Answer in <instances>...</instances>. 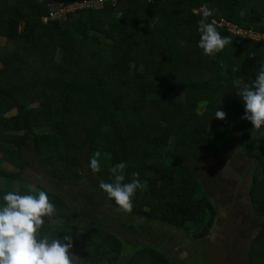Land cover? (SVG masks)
<instances>
[{
    "label": "trees",
    "instance_id": "1",
    "mask_svg": "<svg viewBox=\"0 0 264 264\" xmlns=\"http://www.w3.org/2000/svg\"><path fill=\"white\" fill-rule=\"evenodd\" d=\"M202 5L229 38L215 56L197 46ZM221 20L259 39L233 35ZM0 64V162L19 171L0 166V179L21 183V194L49 193L65 223L43 227H58L61 238L71 231L74 264H175L162 248L124 238L156 222L188 241L211 235L219 211L196 168L233 142L232 158L250 162L240 171H249L254 215L246 263L264 264V127L242 119L235 93L264 64V0H0ZM220 107L224 120L213 118ZM93 157L99 172L89 167ZM120 161L125 182L137 172L145 185L131 212L98 186ZM224 165L206 176L218 178ZM26 171L32 184L21 178ZM8 188L0 184V196Z\"/></svg>",
    "mask_w": 264,
    "mask_h": 264
},
{
    "label": "clouds",
    "instance_id": "2",
    "mask_svg": "<svg viewBox=\"0 0 264 264\" xmlns=\"http://www.w3.org/2000/svg\"><path fill=\"white\" fill-rule=\"evenodd\" d=\"M61 8L64 6L58 10ZM211 14L207 5H202L201 18L197 22V46L205 56H215L229 42V38L222 36L217 26L208 21ZM235 93L244 107L242 119L250 121L255 129L264 127V64L259 65L255 79ZM225 117L222 107L215 110L213 118L224 120ZM126 166L125 161H120L109 167L110 182L101 180L98 186L119 210L131 212L133 197L145 185L137 172H132L131 179L125 182ZM89 167L94 173L99 172L100 160L91 158ZM61 223L65 221L57 215L56 205L46 190L27 194L15 190L4 192L0 196V264H74L76 255L70 251L73 247L71 231L62 230L68 234L61 238L57 235L58 227H43Z\"/></svg>",
    "mask_w": 264,
    "mask_h": 264
},
{
    "label": "rangeland",
    "instance_id": "3",
    "mask_svg": "<svg viewBox=\"0 0 264 264\" xmlns=\"http://www.w3.org/2000/svg\"><path fill=\"white\" fill-rule=\"evenodd\" d=\"M62 10H56L57 14H60ZM148 89L151 90V86ZM202 105L204 106V104ZM9 114H13V111ZM235 143L233 142L230 149L224 152V155L222 154L223 157L216 158L219 162L215 159L207 158L203 169L196 168L200 182L203 179L204 185L211 188L207 187L210 191L209 195L214 199L219 211L217 227L214 228L211 235L205 239L188 241L181 238L180 233L172 229V227L156 222L152 223L153 225H146L147 227L142 224L143 227L139 229L140 233L138 232L134 236L129 235L124 240L132 242L144 241L145 243H151L158 248H162L167 257L175 264H247L245 255L248 239H250V230L252 229L250 225L254 220V215L246 198V190H248L250 183V178L247 175L249 171L246 174L240 173V171L246 170L250 162L248 157L239 162L234 159L235 157L232 158L233 154L237 153ZM222 163L225 165L220 170L218 178L212 177L213 175L206 176L209 167L217 170L218 165ZM0 166L7 171L19 172L18 168L11 165L6 159L1 160ZM204 177L207 179L206 182L204 181ZM21 178L31 184L35 181L31 173L27 171L21 175ZM0 184L2 186L7 185L9 191H17L21 183L14 180L6 184L3 179H0ZM219 184L221 185L220 188H218ZM79 192L84 195V191L81 189L73 192V195L82 201V198L78 195ZM66 200L67 202L69 201V199ZM71 201H69V206L71 204L75 206L74 200ZM86 207L90 208L89 205ZM83 219H86V217H83ZM89 222L100 225L104 224L96 220ZM109 228L115 234H118L117 229L120 227L119 225H115L109 226ZM146 228H151V235L144 233ZM124 229L121 228V232L129 234L130 230ZM154 233L158 236L156 241L151 240L154 237Z\"/></svg>",
    "mask_w": 264,
    "mask_h": 264
},
{
    "label": "built area",
    "instance_id": "4",
    "mask_svg": "<svg viewBox=\"0 0 264 264\" xmlns=\"http://www.w3.org/2000/svg\"><path fill=\"white\" fill-rule=\"evenodd\" d=\"M98 1H102V0H97ZM93 2L92 1H88V3H82V4H74L68 7H64L61 8L63 9L60 13H66V12H71V11H75L76 9H80V8H85L88 6H93ZM60 9V10H61ZM58 12H55V14H51L50 17L51 18H55V15H57ZM43 21H46L45 18H43ZM219 26L221 25H225L228 29V31L236 36L242 37V38H249V39H253V40H258L259 39V34L257 32H254L252 30H243L240 28H237L235 25L231 24V23H225V21L221 20L218 23Z\"/></svg>",
    "mask_w": 264,
    "mask_h": 264
}]
</instances>
